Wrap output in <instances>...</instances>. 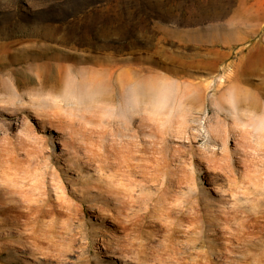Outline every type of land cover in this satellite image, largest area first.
<instances>
[{"label":"rangeland","instance_id":"374dc122","mask_svg":"<svg viewBox=\"0 0 264 264\" xmlns=\"http://www.w3.org/2000/svg\"><path fill=\"white\" fill-rule=\"evenodd\" d=\"M51 71L76 88L125 74L146 100L54 101ZM0 77V170L20 169L0 189L32 210L3 227L18 246L0 264H168L179 247L264 264V0H0Z\"/></svg>","mask_w":264,"mask_h":264},{"label":"bare ground","instance_id":"6f19581e","mask_svg":"<svg viewBox=\"0 0 264 264\" xmlns=\"http://www.w3.org/2000/svg\"><path fill=\"white\" fill-rule=\"evenodd\" d=\"M123 75H122V77H120L119 81L110 80L107 82L98 78L97 75H91L88 78H84L80 82L79 86L76 88L74 85H71L70 83H68L67 85L66 84L61 85V83H62L61 77H59V75L57 73H55L54 71H51V72L47 73L46 75H44L42 78H40V80L38 81V85H39L40 90H43L46 87H48L51 91H57V92L61 93L62 94L61 98H59L57 100H56V98L54 99V101H60V102L66 101V102L70 103L72 101L77 100L76 102L81 103L80 100H83L85 98V96H88L91 98L92 95L97 96L98 95L97 93L102 92V91H107L110 98L111 97H117V95H119L123 92H126L128 87H131L133 97L138 98L140 101L146 100V81L141 80L140 82H138L137 85H135V84L132 85V84H130V82H128L130 80L127 77V75H125V74H123ZM31 80H32L31 77L25 76V78H23L21 80V85L22 84L27 85L28 83L31 82ZM54 83L57 84V87H55L56 89L53 88V85H56ZM7 84L8 83H6L5 80H3L0 77V91L2 90V88H5L7 86ZM150 86L153 87V85L149 84V87ZM61 87H63V88L61 89ZM233 87H234L233 91L240 94V97L237 95L238 96L237 100L242 102V105L244 106V108H246L247 110H250V111L253 110V112H254V110H257L256 108L260 107L255 103V101L252 100L251 96H249V94H248V91L240 88L238 85H235ZM193 95H194L193 96L194 98L192 97L193 102H195L196 99H198L199 95H197V94H193ZM8 97L9 98L13 97V95L10 94V96H8ZM201 98H203V97L201 96ZM228 100L232 104L233 110H235L236 106L234 104L236 102L232 101L233 99H231L230 97L228 98ZM256 127H257V130L259 129V131H260L259 133H261L262 136H264V115L260 116V118L258 119V121L256 123ZM225 141H226V139H225ZM13 162H14V160H13ZM19 171H20V169L17 166L14 167L11 164H7L6 168H4L3 170H0V173L3 172V174L7 175L6 177L8 179H4V180L9 181V184H12L13 188H15V185H16L15 177H17V172H19ZM7 191L9 193L5 197V194H3V192H5V190L0 189V251H3V252L13 251V249L18 246L15 244L17 242L16 240H13L14 244L11 243L12 240L9 239L10 233H5L3 227L7 224H20V222L23 223V221H21L20 218L21 217L23 218V216L25 214H28L29 211H32L30 208V209H27L28 211L22 210V211H18V213H17V208H18L19 203H21V201L18 202L17 198H16L17 200H14L16 192H13L12 189H9ZM7 204H9V205H7ZM29 206H31V205H29ZM13 211L16 212V214H11ZM24 223H25V221H24ZM1 239H4L5 241L2 242ZM18 243H21V242L18 241ZM24 245L26 246L27 250L30 251L32 249L31 245H27V244H24ZM179 250H180V247L171 250L170 256L173 259H172L171 263H168V264H188V262L185 259V256L182 255L183 253H185V251L180 252ZM203 255H204L203 256L204 258L203 257L201 259L195 258V261L190 263V264H213L207 250L203 251ZM219 256H221V254ZM58 261H60V260H56V259L51 258L45 264H65V262H63V261H62V263L58 262Z\"/></svg>","mask_w":264,"mask_h":264}]
</instances>
